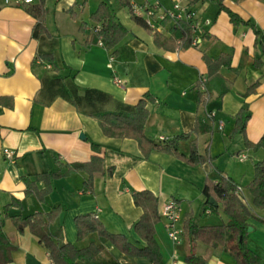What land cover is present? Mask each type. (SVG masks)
<instances>
[{
	"label": "crops",
	"instance_id": "crops-1",
	"mask_svg": "<svg viewBox=\"0 0 264 264\" xmlns=\"http://www.w3.org/2000/svg\"><path fill=\"white\" fill-rule=\"evenodd\" d=\"M101 1L87 0L84 5L81 0L45 2V26L57 37V50L74 72L75 83L91 91L93 109L121 112L148 94L152 100L146 102L149 114L145 136L157 142L159 136L168 140L187 134V138L177 141V152L188 156L190 142L196 139L198 152L207 151L211 159L192 166L165 152L151 151L144 157L134 139L105 136L95 119L62 98L55 97L44 105L38 97L40 68L34 71L31 67L38 48V41L31 35L36 20L23 10L22 4H5L0 0V216L4 220V233L16 246L10 264H52L38 237L28 227L19 229L12 217L37 212L45 215L56 207L59 213L52 228L59 231L64 242L78 248L99 244L95 232L78 239L75 217L91 214L108 231L144 246L145 242L134 231L142 210L132 199L133 192L142 190L151 191L159 201L154 239L165 264H185L190 251L205 259L202 264H236L223 246L192 244L183 233L176 240L169 238L166 220L160 215L162 204L174 200L181 210V227L189 212L199 225L222 223L225 221L222 213L213 215L206 212L208 209L204 212L201 190L206 179L218 182L224 177L242 187L252 210L247 221L252 228L247 245L260 256V264H264V209L253 207L246 187L253 178L254 164L264 160V148L255 150L246 146L241 134L229 138L234 116L244 106L249 111L245 139L256 143L264 136V53L254 46L251 27L233 25L226 11L264 31V0H203L190 5L195 12V45L173 49L158 46L153 32L132 20L127 7L110 0L111 11L128 31L110 50L99 42L87 44L92 28L100 26L89 17ZM159 1L160 6L149 20L153 29L169 37L174 34L173 21L162 23L160 16L171 7L172 1ZM129 2L135 11L140 6H154L155 0ZM71 7L74 18L67 11ZM136 15L147 22L145 14ZM81 24L84 26L79 28ZM225 52L231 54L230 66H223L219 73L228 90L219 96V83L212 82L206 103L199 104L198 79L204 76L207 81L208 71L203 54L215 59ZM255 60L262 65H255ZM43 68L50 70V65ZM255 82L258 83L254 91L247 94L248 86ZM210 112L214 113L213 119L207 116ZM198 119L210 124L211 132L195 134L193 128ZM5 150L14 153V161L5 157ZM94 154L103 156L105 170L93 174L91 189L85 184L87 174L74 172L54 179L43 201L25 195L22 176L33 179L36 174L57 171L61 164L89 161ZM108 169L112 171L110 174ZM36 185L39 189L44 186L42 182ZM13 198L19 199L21 206H9L3 211ZM113 263L148 264V261L127 255L106 241L95 260L87 264Z\"/></svg>",
	"mask_w": 264,
	"mask_h": 264
},
{
	"label": "trees",
	"instance_id": "trees-1",
	"mask_svg": "<svg viewBox=\"0 0 264 264\" xmlns=\"http://www.w3.org/2000/svg\"><path fill=\"white\" fill-rule=\"evenodd\" d=\"M110 0H102L97 8L90 14L92 22L99 23L98 30L93 32L87 44L100 42L107 50L113 49L116 44L127 34V28L117 19L116 15L109 7ZM120 7H127L129 15L137 24L144 26L153 32L155 43L164 48H188L195 45L193 26L189 21L173 22L174 34L165 37L157 30L150 27L146 21L137 16L129 0H113ZM203 0H188L189 5H195ZM219 1V0H218ZM46 0H38L37 3H23L22 8L35 18V24L31 35L38 41V48L32 61L31 67L34 71L40 68L38 78L41 88L38 92L39 100L48 105L55 97L71 103L79 112L95 119L107 137L132 138L134 139L143 156L147 157L151 151L165 152L175 155L185 163L195 166L209 161L211 158L206 151L201 154L196 147V139L190 142V152L188 156H183L177 152L176 144L179 139L187 138V134L173 137L165 141L153 142L144 134L145 123L148 118L146 102L152 97L146 94L135 105L126 106L121 112L96 111L92 107L89 89H81L74 81V72L70 69L57 50V37L52 35L45 26L47 14ZM87 0H81L84 5ZM74 18L73 7L67 10ZM229 20L233 25L250 26L254 33V46L264 53V31L257 29L250 21H245L236 13L226 9ZM171 19L165 16L162 23H168ZM81 24L79 28H82ZM230 53H222L215 59L208 58L203 54V59L207 65V81L205 87L207 94L211 92L212 82L219 83L218 95H223L228 86L220 75V69L230 66ZM255 65L261 66L259 60L254 61ZM45 64L50 65V70L44 69ZM258 82L248 86L246 93L254 91ZM198 103H206L202 98V92L198 90ZM2 101V98H0ZM249 119V111L246 106L239 109L234 116V127L229 138L241 134L245 140V145L252 149L264 148V136L256 143H250L245 139V125ZM211 125L198 119L193 128L195 134H205L211 132ZM96 147V145H93ZM103 156L94 154L89 161L61 164L57 171L36 174L33 179L22 176L21 180L25 185V195H33L39 201H43L45 196L51 191V183L54 179L65 177L74 172L87 174L86 187L92 188L93 174L104 171ZM112 171L108 169L110 174ZM37 182L43 183V188L39 189ZM239 185L228 177L222 178L218 182L210 178L205 180L201 190L203 204L208 213L213 215L223 214L225 221L215 225H199L192 212L185 215L182 222L183 235L192 243H203L209 247L223 246L227 248L236 264H260L261 258L253 252L247 245L248 231L250 227L248 219L252 216V210L247 205L244 196L236 193V186ZM252 196V205L256 209H264V160L254 164V175L246 186ZM133 202L142 210L139 220L134 225V231L138 237L145 242L140 246L137 241L130 240L122 234L112 233L105 225L91 214H82L75 217V224L78 231V239L84 238L87 234L95 232L99 239V244H89L86 247L78 248L74 244L64 242L60 238L59 231L52 228V223L59 213V208L52 209L43 215L40 212L27 216L12 217L19 229L28 227L30 231L38 237L40 243L47 249L52 264H87L95 260L102 251L103 243L110 241L123 253L144 257L148 264H165L161 259L159 247L154 239V225L159 219L158 198L149 190L135 191L132 194ZM210 199L213 202L210 203ZM9 206H21V201L13 198L11 202L4 206L3 211ZM4 220L0 216V264H10L12 262V251L16 248L8 236L4 233ZM205 259L190 251L186 254L185 264H202ZM121 264V263H113Z\"/></svg>",
	"mask_w": 264,
	"mask_h": 264
},
{
	"label": "built area",
	"instance_id": "built-area-1",
	"mask_svg": "<svg viewBox=\"0 0 264 264\" xmlns=\"http://www.w3.org/2000/svg\"><path fill=\"white\" fill-rule=\"evenodd\" d=\"M5 4H23V3H32L33 0H3ZM172 4L169 9H166L165 12L160 16V19L162 20L165 16H168L171 21H189L191 22L192 26L193 21L195 20V12L190 8V5L188 3V0H171ZM160 6V1L155 0L154 6L148 7V6H140L137 7L134 11L136 14H145L148 18L147 24L150 27H153L150 23L149 18L154 15V9L158 8ZM208 22V21H206ZM98 30V27H93L92 31L96 32ZM100 43V42H99ZM108 67H111L110 64L107 65ZM114 80L116 83L121 84V81L114 77ZM206 78L204 76H200L198 79V87L199 90L203 93L202 97L204 100L208 99V94L205 87ZM209 119H213L214 113L210 112L207 114ZM223 126V123L220 121L218 123V128L221 129ZM166 137L159 136L158 141H165ZM5 157L9 161H14V153L10 150H5L4 152ZM236 193L240 196L243 195L242 187L240 185L236 186ZM206 212H209L207 210ZM181 210L179 208V205L174 200H167L162 204V207L160 209V215L166 220V228H167V234L169 238L176 240L178 236L182 235V227L179 226V222L181 220Z\"/></svg>",
	"mask_w": 264,
	"mask_h": 264
},
{
	"label": "water",
	"instance_id": "water-1",
	"mask_svg": "<svg viewBox=\"0 0 264 264\" xmlns=\"http://www.w3.org/2000/svg\"><path fill=\"white\" fill-rule=\"evenodd\" d=\"M82 137H83V135H81ZM213 202V199H210V203H212ZM252 230V228L251 227H249L248 229H247V231L248 232H250Z\"/></svg>",
	"mask_w": 264,
	"mask_h": 264
},
{
	"label": "rangeland",
	"instance_id": "rangeland-1",
	"mask_svg": "<svg viewBox=\"0 0 264 264\" xmlns=\"http://www.w3.org/2000/svg\"><path fill=\"white\" fill-rule=\"evenodd\" d=\"M85 11H86V8H85ZM86 19L88 20V17H87V15H86ZM152 22L154 23L155 21L153 20Z\"/></svg>",
	"mask_w": 264,
	"mask_h": 264
}]
</instances>
